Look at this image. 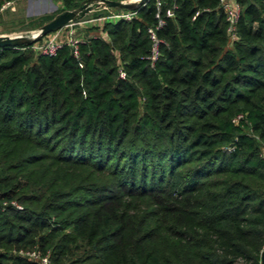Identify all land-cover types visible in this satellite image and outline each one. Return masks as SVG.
<instances>
[{"label": "trees", "instance_id": "trees-1", "mask_svg": "<svg viewBox=\"0 0 264 264\" xmlns=\"http://www.w3.org/2000/svg\"><path fill=\"white\" fill-rule=\"evenodd\" d=\"M237 1L230 41L218 0H166L152 64L154 0L79 59L0 48V264H34L14 252L33 247L54 264H260L264 0Z\"/></svg>", "mask_w": 264, "mask_h": 264}, {"label": "built area", "instance_id": "built-area-1", "mask_svg": "<svg viewBox=\"0 0 264 264\" xmlns=\"http://www.w3.org/2000/svg\"><path fill=\"white\" fill-rule=\"evenodd\" d=\"M100 1V0H99ZM121 2H126L127 0H117ZM155 1V23L150 25L147 28V35L151 43L149 59L151 64L154 62L158 55L159 45L162 42V39L158 36L157 31L161 29L166 24L167 19H171L174 16L175 5H167L166 0H154ZM14 4V0H5L0 4V13L7 9L8 7ZM166 4V5H165ZM219 7L222 9L224 18L226 21V32L230 41L236 40V25L242 10L241 4L237 0H218ZM99 7L100 4H98ZM106 9H112L109 7H102ZM114 9V8H113ZM119 14H116L114 17L115 20L123 19L130 20L135 16V10H125L119 9ZM124 11V12H122ZM72 23L66 24L64 27L55 30L40 40L31 44V48L38 54L51 56L54 55L59 48L62 46H68L71 50V54L74 58L79 59V45L84 41V39L79 38H68L64 35V31ZM102 37L106 38V33L101 34ZM119 77H125V73L122 69L118 70ZM244 115L242 113L237 114L232 119L233 123L238 124ZM252 134L251 128L248 131ZM260 156L264 160V144L260 147ZM5 204V203H4ZM10 204L15 208H20V206L12 201ZM18 255L27 258L34 262V264H54L49 257L48 252H42L39 248L33 247L30 249H19L14 250Z\"/></svg>", "mask_w": 264, "mask_h": 264}, {"label": "rangeland", "instance_id": "rangeland-1", "mask_svg": "<svg viewBox=\"0 0 264 264\" xmlns=\"http://www.w3.org/2000/svg\"><path fill=\"white\" fill-rule=\"evenodd\" d=\"M85 1L75 0L66 6L63 0H14L12 6L0 13V36L32 38L37 35L41 26L57 14L78 9ZM119 12V9H106L99 7L98 4H91L81 18L70 22L72 24L66 28L64 35L68 38L84 39L88 36L104 34L105 32L102 31L104 24L115 20L113 16Z\"/></svg>", "mask_w": 264, "mask_h": 264}, {"label": "water", "instance_id": "water-1", "mask_svg": "<svg viewBox=\"0 0 264 264\" xmlns=\"http://www.w3.org/2000/svg\"><path fill=\"white\" fill-rule=\"evenodd\" d=\"M147 0H138L136 3L133 2H121L117 0H86L84 4L75 10H66L62 13L57 14L49 22L41 26L37 35L32 38L18 36V37H3L0 36V48L6 46H19L23 44H32L47 34L64 27L69 22L81 18L86 8L90 7L91 4H100V6L114 8V9H125V10H136ZM260 264H264V251L261 254Z\"/></svg>", "mask_w": 264, "mask_h": 264}, {"label": "bare ground", "instance_id": "bare-ground-1", "mask_svg": "<svg viewBox=\"0 0 264 264\" xmlns=\"http://www.w3.org/2000/svg\"><path fill=\"white\" fill-rule=\"evenodd\" d=\"M135 1H138V0H135Z\"/></svg>", "mask_w": 264, "mask_h": 264}]
</instances>
